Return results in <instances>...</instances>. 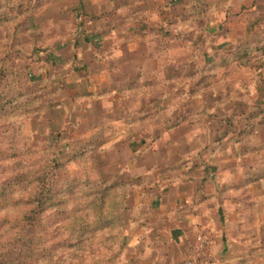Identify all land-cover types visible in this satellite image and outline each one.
Returning a JSON list of instances; mask_svg holds the SVG:
<instances>
[{
	"label": "rangeland",
	"instance_id": "374dc122",
	"mask_svg": "<svg viewBox=\"0 0 264 264\" xmlns=\"http://www.w3.org/2000/svg\"><path fill=\"white\" fill-rule=\"evenodd\" d=\"M75 2L0 0V95L4 107L0 114V183H9L18 174L30 177L47 174L51 188L64 192L56 199L62 203L51 208V217H46L42 224L47 234L41 237L39 247L36 246V251L40 250L36 259L44 264H128L123 237L129 217L127 200L137 180L128 179L126 174L112 173L113 169L120 170L118 161L127 158L123 147L99 145L100 141L116 136L111 128L115 116L106 111L103 114L100 102L86 95L83 83H80L83 82L82 75L74 71L75 62L72 66L51 64V59L59 54L71 63L72 59L77 60L79 53H73L72 48L67 47L75 41L87 39L89 43L91 40L95 43V39L87 38L86 34L95 27L100 15L77 14ZM139 2L146 3V0H134L133 5H139ZM247 5L257 6L261 12V22L257 24L260 35L258 39L226 44L229 49L225 50L220 42L228 31L224 33L222 25L219 34L207 29L217 20L220 23L229 18L232 22L239 21L238 17ZM178 10L185 12L183 25L168 21L159 28L160 36L169 38V42L165 41L169 47L182 42V58H191L182 67L188 83L184 80L183 87H179L186 95L183 122L206 119L212 131L216 128V136L212 135V139L217 140L219 163H214L220 169L223 163H231L222 156L225 147L246 146V141L264 127V87L259 93L260 98L256 99L250 87L253 84H248L253 81L264 85V0H185ZM223 12H227L226 20L222 17ZM102 14L106 18L111 16L109 11ZM257 21L259 19L247 18V28H254ZM235 26L238 29L239 22L233 23ZM237 36L235 34V40L239 39ZM248 44L251 51L246 56L236 53L229 63L212 65ZM72 73L75 74L69 77V82L67 75ZM147 76H151V81ZM142 79L136 76L126 84L113 86L117 90L121 87L119 93L126 96L125 108L132 109V114L124 115L126 121L135 124L128 140L137 141L158 134L157 131L151 133L148 127L152 119L149 113L151 99L159 84L155 83L152 74L144 73ZM128 92L131 95H127ZM208 92L213 95L207 97ZM215 109L217 113L213 112ZM208 149L201 148L202 156ZM122 156L124 158L119 159ZM201 158L199 171H209L214 163ZM262 180L264 173H257L227 193L231 212L226 210L225 218L232 217V223L225 222V227L229 225L228 234L235 244L234 250L241 254L236 260L238 264H264V195L250 189ZM110 186L115 188V194L110 192L105 198L104 212L100 215V193ZM122 203L125 212L120 216ZM236 208L243 212L240 214ZM26 210L19 202L18 206L0 212V231L6 237L10 230L4 222L19 218ZM119 217L124 223L120 238L119 225L115 222ZM104 222L110 225L101 229ZM12 230L17 233L15 226ZM199 231L212 239L214 246L196 264H217L219 260L213 251L215 238L207 228H199L197 233ZM26 233L23 229L19 235ZM5 240H0V256L3 251L13 250V243L9 246ZM14 257H10L13 264L19 263L21 259Z\"/></svg>",
	"mask_w": 264,
	"mask_h": 264
},
{
	"label": "crops",
	"instance_id": "0c3cea01",
	"mask_svg": "<svg viewBox=\"0 0 264 264\" xmlns=\"http://www.w3.org/2000/svg\"><path fill=\"white\" fill-rule=\"evenodd\" d=\"M184 1L146 0V3L139 2L134 6V0H76L74 8L77 14L86 17L107 11L113 16L116 2L118 6L125 2L131 5L117 12L115 32L98 48L92 47L87 39H80L67 46L72 48L73 53H79L77 60L72 59V63L70 59L63 60L61 54L51 59L54 66L61 63L72 66L75 62L74 71L81 73L83 82L80 83H83L86 95L100 102L103 114L106 111L115 116L111 128L116 136L100 141L99 145L105 148L123 147L127 158L119 157L124 158L122 162L118 161L120 170L113 169L112 173L126 174L128 179L137 180L127 200L129 217L123 237L128 264H184V252L194 243L197 231L202 227L207 228L215 238L213 251L219 260L217 264H238L236 260L241 258V254L234 250L235 244L228 234L232 217L229 220L225 218V211L231 212L227 193L244 179L264 173V127L250 140L246 139V146L225 147L222 156L231 163H223L222 167L219 164L218 169L214 163L218 162L217 140L212 139V135L216 136V128L212 131L206 119L203 122H183L186 95L179 87H183L184 80L188 83L182 67L191 58H182V42L170 47L165 45L169 38L160 36L159 28L167 25L168 21L183 25L185 12L177 11V8L183 6ZM126 12L134 15L119 26L120 15L125 16ZM226 13L223 12V16L219 14V17L226 20ZM260 13L257 6L247 5L245 11L240 13L239 21H235L239 22L238 29L233 27V19L220 23L214 18L217 26L214 22L207 30L219 34L222 25L224 33L228 31L220 42L226 50L235 42L258 39ZM247 18L259 19L251 30L247 28ZM235 34L239 39H234ZM139 73L152 74L155 83L159 84L151 99L149 113L152 119L148 127L151 133L157 131L158 134L135 141L127 139L135 124L124 119V115L128 117L132 114V109L128 106L125 108V94L119 93L120 90L113 86L126 84ZM74 74L67 75L68 81ZM147 77L151 81V76ZM248 84H253L250 87L256 99H259L263 83L250 81ZM127 95H131L130 92ZM209 95L213 93L208 92L207 97ZM198 103L200 105V101ZM213 112L217 113L216 109ZM205 147L209 149L202 156L201 148ZM201 157L214 163L209 171H199V164L203 160ZM139 180L143 183H138ZM250 189L263 196L264 180ZM236 210L240 214L243 212L240 208ZM225 222L228 223L226 227Z\"/></svg>",
	"mask_w": 264,
	"mask_h": 264
},
{
	"label": "trees",
	"instance_id": "16d2710c",
	"mask_svg": "<svg viewBox=\"0 0 264 264\" xmlns=\"http://www.w3.org/2000/svg\"><path fill=\"white\" fill-rule=\"evenodd\" d=\"M126 5L130 6L131 4L129 2H125L119 6L116 5L113 8V16H110L109 18L103 16L104 14L96 18L95 27H92V29L86 34L87 38L92 37V39H95V43H92V40L90 41L92 47L96 49L105 39L112 37L118 25L115 15L120 9L127 7ZM133 15L131 12H126L125 16L120 15L119 26L123 25L126 22L125 20L128 19L129 16L130 18L133 17ZM92 20H94V18L90 20V23H92ZM248 47L250 48L249 44L244 45L240 48L239 52L234 51L235 53L233 52V55H231L232 53H228L221 60L213 62L212 65L214 67L225 65L230 62L231 58L236 55V53H240L242 57H244L249 51H251L248 49ZM142 77H144V74L138 75L139 79ZM2 101L3 97L0 95V114H3L4 112V107H2L1 104ZM46 175L35 174L33 177H30L26 174H18L9 183H0V212H6L10 210L11 206H18L19 202H21V206H25L27 209L19 218H16L13 221L11 220L8 223L3 221L6 226H9L8 231L10 230V232H8L6 237V235L0 231V240L7 239L4 242H9V246L13 243V250L9 249V252H2V255L0 256V264H13L14 262L10 257L14 256L15 260L21 259L17 264H44L38 260V258L36 259V253H40V250L36 251V246L39 247V241H41V237H44L47 234L44 231L42 224L44 223L46 217H51L49 215L51 214V208L62 203V200H58L57 202L56 199L60 195L64 194V192H60L59 190L56 191L51 188V182ZM110 192L115 194V188L110 186L100 193L102 196V204L100 209L101 212H99L100 215L104 212L105 198L109 197ZM25 194H28L27 198H25ZM125 195L128 197L126 193ZM122 206H124V203L121 205L120 216H123L125 212ZM121 218L122 217H119V219L117 218L118 220L115 221L119 225L120 233L118 234V238H120L124 226L123 220ZM109 225L110 224L104 222L102 223L101 229L103 227L104 229L108 228ZM12 226H15V231H17V233L12 230ZM23 229L26 230L27 233L19 235L20 231ZM104 229L102 231H104ZM23 238H25V240H23ZM20 243L24 244L21 248H17ZM15 251H17L16 255Z\"/></svg>",
	"mask_w": 264,
	"mask_h": 264
},
{
	"label": "built area",
	"instance_id": "2783aa9c",
	"mask_svg": "<svg viewBox=\"0 0 264 264\" xmlns=\"http://www.w3.org/2000/svg\"><path fill=\"white\" fill-rule=\"evenodd\" d=\"M214 246V241L204 232L199 231L193 245L189 246L186 257V264H196L200 257L205 255Z\"/></svg>",
	"mask_w": 264,
	"mask_h": 264
}]
</instances>
